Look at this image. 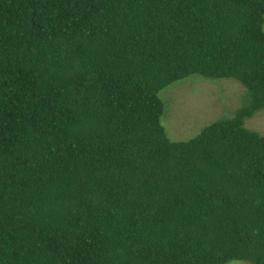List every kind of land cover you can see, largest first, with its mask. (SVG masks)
<instances>
[{"label": "trees", "instance_id": "1", "mask_svg": "<svg viewBox=\"0 0 264 264\" xmlns=\"http://www.w3.org/2000/svg\"><path fill=\"white\" fill-rule=\"evenodd\" d=\"M227 78L169 138L161 90ZM260 108L264 0H0V264H264Z\"/></svg>", "mask_w": 264, "mask_h": 264}, {"label": "rangeland", "instance_id": "2", "mask_svg": "<svg viewBox=\"0 0 264 264\" xmlns=\"http://www.w3.org/2000/svg\"><path fill=\"white\" fill-rule=\"evenodd\" d=\"M169 86L161 90L159 95L164 105L161 122L171 139L193 137L213 120L231 117L238 108L245 105L244 88L230 78L216 83L200 79L186 80ZM164 96L168 98L165 99ZM244 124L264 135V108L246 115ZM227 264L250 263L231 261Z\"/></svg>", "mask_w": 264, "mask_h": 264}]
</instances>
